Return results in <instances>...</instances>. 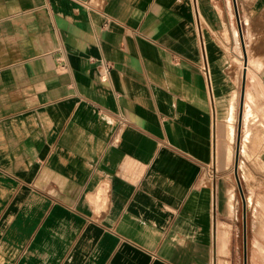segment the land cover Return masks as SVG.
Listing matches in <instances>:
<instances>
[{"label":"crops","instance_id":"0c3cea01","mask_svg":"<svg viewBox=\"0 0 264 264\" xmlns=\"http://www.w3.org/2000/svg\"><path fill=\"white\" fill-rule=\"evenodd\" d=\"M209 5L0 0V264H230Z\"/></svg>","mask_w":264,"mask_h":264},{"label":"rangeland","instance_id":"374dc122","mask_svg":"<svg viewBox=\"0 0 264 264\" xmlns=\"http://www.w3.org/2000/svg\"><path fill=\"white\" fill-rule=\"evenodd\" d=\"M208 1L210 3L208 6L209 15L213 20L210 21V25L200 20L201 29L203 34L207 35L209 45H211L219 58L221 74L224 76L223 81L226 82L225 85L232 90L231 95L227 96V100L225 98V102H227L225 104L226 111L220 121L224 126L228 123L231 124L233 129L232 137L228 138L223 133L221 139L223 140V156L221 164L219 166L216 165V168L223 169V175L225 173L229 175L230 173L232 182L235 185V141L237 139L243 74L242 59L233 34V27H238V25L233 0ZM236 3L244 47L249 50L250 59L253 55L259 56L261 59L260 62L249 61L242 108L243 112H245L250 104L249 92L252 91L254 86L253 77L254 75L258 76L264 65V0H236ZM241 47L243 50L242 44ZM232 104L235 107V109L233 107V110H231ZM253 107L255 111L253 123L248 124L249 119H245V116L242 118L237 171L244 196L246 199L250 198L251 201L246 204L247 264H264V157L261 158V155L264 154V98H256V106ZM247 138H251V140ZM230 201L231 203L234 201L236 219L232 245L233 251L229 255V261L230 264H244L243 206L237 185H235L234 199Z\"/></svg>","mask_w":264,"mask_h":264},{"label":"water","instance_id":"95a60500","mask_svg":"<svg viewBox=\"0 0 264 264\" xmlns=\"http://www.w3.org/2000/svg\"><path fill=\"white\" fill-rule=\"evenodd\" d=\"M233 5H234V11H235V15H236V20H237V25H238V29L240 32V39H241V43L243 46V51L245 52V47H244V42H243V33H242V29H241V23H240V19H239V13H238V8H237V3L236 0H233ZM245 61V58H244ZM245 78H246V74L245 71L243 70V74H242V86H241V95H240V107H239V117H238V129H237V139H236V152H235V161H234V174H235V178L237 181V186L241 195V199H242V206H243V245H244V257H243V263L247 264V253H246V199L243 193V189L238 177V155H239V146H240V131H241V123H242V108H243V99H244V88H245Z\"/></svg>","mask_w":264,"mask_h":264},{"label":"bare ground","instance_id":"6f19581e","mask_svg":"<svg viewBox=\"0 0 264 264\" xmlns=\"http://www.w3.org/2000/svg\"><path fill=\"white\" fill-rule=\"evenodd\" d=\"M238 31H239V29H238ZM237 34H238V32H237ZM239 34H240V32H239ZM240 54H241V52H240ZM242 55V54H241ZM243 55H244V58H245V52L243 51ZM256 88H258V86L256 87ZM256 88H255V94H254V97H253V99L250 97V99L252 100V106L251 105H248L249 107H248V109H247V111H245V112H243V109H242V118H243V116H245V119H249L248 120V124L249 123H253V119H255L254 117H255V111H254V107L253 106H256V98H258V97H263L264 96V93H262L261 94V90H256ZM233 98H234V96H233ZM233 104H232V106H231V110H233ZM234 109H235V107H234ZM245 109V108H244ZM232 115V114H231ZM234 116V115H233ZM235 120V119H234ZM243 122H245V121H243ZM234 124V123H233ZM246 126H247V124H246ZM251 127V126H250ZM263 129H264V127H263ZM232 126H231V124L229 123V125H228V135H229V138H231L232 137ZM251 130V129H250ZM252 131V130H251ZM250 132V131H249ZM262 132V131H261ZM250 133H252V132H250ZM247 139H249V138H247ZM249 140H251V138L249 139ZM231 141V140H230ZM248 141V140H247ZM246 142V141H245ZM249 142V141H248ZM246 144H247V142H246ZM246 146V145H245ZM248 150V149H247ZM249 151V150H248ZM250 154V153H249ZM228 202H229V204H231V202H230V200H232L233 199V195L232 194H228ZM246 199V198H245ZM251 201H250V199H246V203L247 204H249ZM259 247H261L260 245H259ZM258 247V248H259ZM261 249V248H260Z\"/></svg>","mask_w":264,"mask_h":264},{"label":"built area","instance_id":"2783aa9c","mask_svg":"<svg viewBox=\"0 0 264 264\" xmlns=\"http://www.w3.org/2000/svg\"><path fill=\"white\" fill-rule=\"evenodd\" d=\"M204 69V68H203Z\"/></svg>","mask_w":264,"mask_h":264}]
</instances>
